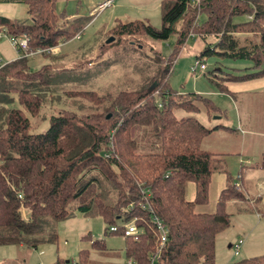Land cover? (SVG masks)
Here are the masks:
<instances>
[{"label": "trees", "instance_id": "obj_1", "mask_svg": "<svg viewBox=\"0 0 264 264\" xmlns=\"http://www.w3.org/2000/svg\"><path fill=\"white\" fill-rule=\"evenodd\" d=\"M55 1L0 0V4L24 6L29 18L28 24H18L0 17V35L24 36L29 51L48 50L72 40L86 18L75 17L64 24L62 15L54 13ZM190 1L160 0L159 29L141 21L116 23L109 31L112 42L99 49L103 53L122 41L134 39L131 45H135L141 37L166 41L173 35V54L167 60L158 58L166 75L190 35L201 40L211 37L213 43L202 48L196 62L212 56L250 62L241 75L225 73L224 78L211 79L220 93L234 99L236 95L225 84L264 78V0H198L197 5ZM68 70L52 72L46 65L31 71L27 58L0 69V246L35 250L54 244L51 223L76 212L98 217L105 225L104 236L123 239L125 258L146 264L157 250L158 238L151 225L156 217L166 229L156 264H214L216 236L229 226L232 208L228 203L245 198L239 185L241 170L232 180L224 168L227 154L201 147L211 133L229 134L231 129L206 128L194 117L176 118L174 112L197 113L202 108L210 117L217 115V109L195 93L176 94L165 77L155 75L144 79L138 90L113 95L62 91L67 98L87 102L95 112L79 115L60 109L49 115L44 132L32 133L29 118H35L47 100L58 101L59 91L50 87L51 77ZM152 83L156 86L148 93ZM260 95L264 112V92ZM145 138L150 150L142 152ZM258 159V167L264 168V153ZM216 174L223 176L224 186L212 211L202 212L201 207L210 202ZM186 186L193 189L189 199L184 198ZM131 221L138 230L136 240L122 237V227ZM110 227L116 231L109 232ZM89 245L102 249V240H89ZM77 255L79 264L88 260L87 250ZM7 264L27 263L19 258ZM52 264L65 262L56 259ZM231 264H264V254Z\"/></svg>", "mask_w": 264, "mask_h": 264}, {"label": "rangeland", "instance_id": "obj_2", "mask_svg": "<svg viewBox=\"0 0 264 264\" xmlns=\"http://www.w3.org/2000/svg\"><path fill=\"white\" fill-rule=\"evenodd\" d=\"M106 0H56L54 13L64 18V24L72 22V17H85L81 29L76 33L78 39L69 40L59 46V53L54 58L34 55L27 58V67L36 71L42 66L50 65L52 72L58 69H69L51 77L53 90L59 91L57 102L46 101V106L35 118H29L32 133H42L48 126V117L58 110H68L79 115L95 112V108L78 98H67L62 91H93L99 96L115 94L119 91L138 90L144 79L159 75L165 77L168 87L178 95L195 93L208 100L218 111L217 115L207 117L204 109L197 113L175 111L176 118L192 116L206 128L222 125L231 129V134L213 132L202 143V149L208 152L221 153L224 157L225 170L232 180L236 181L239 165L252 166L259 161L257 153L264 152V119L261 92H264V82L254 84L244 89L247 94H236L234 99L220 93L211 82L214 77L219 80L225 73L241 75L250 66L246 60H229L225 58L207 57L200 63L204 71L198 68L192 75L190 67L196 61L195 56L206 44L213 43L211 37L201 40L199 37H188L172 60L168 74L163 73L158 58L167 60L173 54L175 36L166 41H158L148 37L135 39V45L129 41L112 45L101 52L99 46L110 38L109 31L116 23L141 21L148 23L154 29H159L160 0H112L110 7L96 12V7ZM91 14V16H90ZM0 17L15 21L18 24H28L29 18L25 7L20 4H0ZM74 17V18H75ZM60 22V21H59ZM62 22V21H61ZM177 23L176 28H178ZM105 45V44H104ZM18 59L10 46L5 34L0 35V60L3 64ZM50 103V104H49ZM247 109V110H246ZM248 113L254 116L253 134H240L237 129V114ZM242 117V116H241ZM243 126V125H242ZM243 130V128H242ZM256 133L260 135H256ZM245 143L239 153V139ZM145 146L142 152L149 151L148 138L143 139ZM255 141V142H254ZM263 141V143H262ZM141 150V147H140ZM221 150V151H219ZM256 154V155H255ZM247 161V162H246ZM190 188L185 189V199H189ZM215 187L210 191L211 199ZM209 196V197H210ZM210 199V202H211ZM246 208H249L247 205ZM229 226L216 236L214 244V264H231L241 259L264 254V218L257 222L254 214H236L229 210ZM56 236L54 244H42L28 256L27 264H52L56 259L69 264L78 263V252L88 251L85 264H123V239L104 236L105 225L98 217H84L73 212L64 221L51 223ZM102 240V249L91 248L89 240ZM241 243L238 256H234L228 246ZM231 249V247H230ZM17 258L13 246L0 247V264H7ZM21 258V257H20Z\"/></svg>", "mask_w": 264, "mask_h": 264}, {"label": "crops", "instance_id": "obj_3", "mask_svg": "<svg viewBox=\"0 0 264 264\" xmlns=\"http://www.w3.org/2000/svg\"><path fill=\"white\" fill-rule=\"evenodd\" d=\"M90 16H91V14H90ZM74 17L75 16H73L72 18H74ZM73 40H75V39H73ZM58 53H59V48H58V51L54 55H57ZM263 82H264V78H262L260 80H254V81L242 83V84H225V86L227 87L229 93H234L236 95L239 93H243L244 89L247 87H250L254 84H260ZM241 91H243V92H241ZM244 94H247V93L244 92ZM254 120H255L254 116H252L248 113H244L243 115H242V113L241 114L238 113L237 114V123H238L239 128L237 129V131H239V135L245 134L246 131L249 132V134H253L254 132H252L251 130H252V126H253L252 124H253ZM261 121H264V119L262 120L261 118H259L258 123L260 124ZM242 128H243V130H242ZM256 135H260V134L256 133ZM262 136L264 137V133L261 134L260 137H262ZM244 143H245V139L243 137H241L239 139V149H238L239 153L242 151ZM262 143H263V141H262ZM219 151H221V150H219ZM262 153H264V152H262ZM262 153H257V157H259L260 154H262ZM222 154H225V153H222ZM257 164H258V162L254 163L250 167H247L246 163L243 165H239L238 172L241 170V172H240L241 173L240 174L241 181H240L239 185H240V190L244 194L245 200L242 202L232 201V202L228 203V206H230V208H232L231 210L236 214H250V213L254 214V217L257 219V222H260V220H263V218H264V168L258 167L259 165H257ZM238 172H237V174H238ZM237 174H236V176H237ZM223 186H224L223 176L217 175V174L214 175V177L212 178V181H211L210 189L212 190V187H215V193L213 194V198L211 199L212 202H209V204L201 207L202 212L208 213V212L212 211V209H213L212 204L214 203V199L216 198L217 193L223 188ZM189 188H190L189 198H191L192 194H193V189H192V187H189ZM255 203H256V205H255ZM246 205L249 207L248 210L246 212H239V210L245 209ZM253 205H255V208L253 207ZM240 246H241V244H240ZM0 247H4V246H0ZM13 247L17 251V258L14 261H18L19 258L21 257L20 259L22 260V262H25V263H27L28 256L30 255V253L37 249L36 248L35 250H31V249L27 250V249H24L22 247H16V246H13ZM230 247L231 246L229 245L228 249L231 251ZM239 250H238V254H239ZM14 261H12V262H14ZM12 262H8V263H12Z\"/></svg>", "mask_w": 264, "mask_h": 264}, {"label": "built area", "instance_id": "obj_4", "mask_svg": "<svg viewBox=\"0 0 264 264\" xmlns=\"http://www.w3.org/2000/svg\"><path fill=\"white\" fill-rule=\"evenodd\" d=\"M190 3L192 5H197L198 4V0H191ZM112 4V0H106L105 2L101 3L100 5L97 6V10L96 12L102 11L108 7H110V5ZM190 37H192V35H190ZM73 39H78V35H75L73 37ZM9 43L11 48L13 49V51L15 52L16 56L18 57V59L20 58H29L32 57L34 55H41L42 53H48L50 55H54L57 51L59 46L48 49V50H40V49H35L33 51H29L27 49V45L26 42L27 40L25 39V37H20V38H8ZM5 64L2 63V61L0 60V69L4 66ZM196 68H198V70L200 72L204 71V66L199 63V62H194L193 65L190 67V72L192 73V75L195 74V70ZM151 225L154 227L156 234H157V250L156 252H154L153 254L149 255L147 257V261L146 264H156L157 263V259H158V253L159 250L163 248L164 244H165V240H166V229L163 226V224L156 218V217H152L151 218ZM122 237H126V238H131L133 240H136L137 235H138V230L136 228V226L134 225L133 221L125 224L122 227ZM115 227H110L109 228V232H115ZM241 243H237L233 246H231V250L233 252L234 256L238 255V250L240 247ZM123 264H134L133 260L131 258H125L123 257Z\"/></svg>", "mask_w": 264, "mask_h": 264}, {"label": "water", "instance_id": "obj_5", "mask_svg": "<svg viewBox=\"0 0 264 264\" xmlns=\"http://www.w3.org/2000/svg\"><path fill=\"white\" fill-rule=\"evenodd\" d=\"M110 42H112V37L108 38L106 41H105V45L109 44ZM156 84L155 83H152L149 88L147 89V92L150 93L154 88H155ZM65 264H67V261H65Z\"/></svg>", "mask_w": 264, "mask_h": 264}]
</instances>
